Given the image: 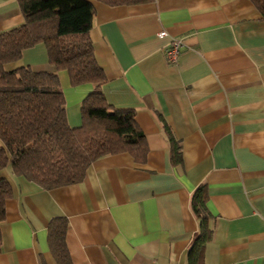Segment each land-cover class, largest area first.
I'll list each match as a JSON object with an SVG mask.
<instances>
[{
  "label": "crops",
  "instance_id": "obj_1",
  "mask_svg": "<svg viewBox=\"0 0 264 264\" xmlns=\"http://www.w3.org/2000/svg\"><path fill=\"white\" fill-rule=\"evenodd\" d=\"M92 4L89 35L105 76L97 88L112 106L134 109L146 159L105 155L80 182L51 190L7 167L0 264H58L48 243L58 217L68 222L70 264H186L199 185L211 228L202 264H264V17L250 0ZM21 22L17 1L0 0V31ZM172 39L182 41L175 63L165 55ZM20 65L49 69L45 46L8 67ZM58 75L68 124L79 126L96 85Z\"/></svg>",
  "mask_w": 264,
  "mask_h": 264
},
{
  "label": "trees",
  "instance_id": "obj_2",
  "mask_svg": "<svg viewBox=\"0 0 264 264\" xmlns=\"http://www.w3.org/2000/svg\"><path fill=\"white\" fill-rule=\"evenodd\" d=\"M22 22L0 31V223L12 186L11 172L51 190L80 182L88 166L105 155L126 152L138 163L146 159L144 134L132 108L109 104L97 86L105 80L93 53L90 29L92 0H16ZM110 6L151 0H97ZM264 17V0H250ZM38 43L46 48L49 69L31 65L8 67ZM65 70L72 86L96 87L80 103L81 123L70 126L58 72ZM174 162L180 144L163 122ZM198 231L187 250L186 264H202L204 244L211 237L203 185L191 196ZM68 222L54 218L48 243L58 264H70L65 244Z\"/></svg>",
  "mask_w": 264,
  "mask_h": 264
},
{
  "label": "built area",
  "instance_id": "obj_3",
  "mask_svg": "<svg viewBox=\"0 0 264 264\" xmlns=\"http://www.w3.org/2000/svg\"><path fill=\"white\" fill-rule=\"evenodd\" d=\"M159 36L166 35L165 31H160ZM182 46V41L180 39H172L169 46L165 49V55L169 62L175 63L180 54V48Z\"/></svg>",
  "mask_w": 264,
  "mask_h": 264
}]
</instances>
